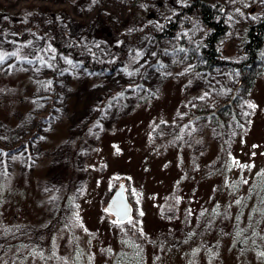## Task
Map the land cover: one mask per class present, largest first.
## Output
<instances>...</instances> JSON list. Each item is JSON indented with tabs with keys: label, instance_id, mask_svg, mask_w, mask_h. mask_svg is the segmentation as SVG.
Returning a JSON list of instances; mask_svg holds the SVG:
<instances>
[{
	"label": "rangeland",
	"instance_id": "374dc122",
	"mask_svg": "<svg viewBox=\"0 0 264 264\" xmlns=\"http://www.w3.org/2000/svg\"><path fill=\"white\" fill-rule=\"evenodd\" d=\"M215 1L228 24L221 58L237 61L264 0ZM186 2L0 0L10 14L0 21V224L21 228L8 245L34 239L41 253L0 247V264H108L126 238L138 264H264V214L250 213L260 207L249 193L264 174V75L240 124L187 116L195 101L229 96L240 74L197 73L196 58L155 37ZM188 23L183 35L201 44L206 30ZM85 58L108 66L93 72ZM121 181L134 218L115 224L106 206Z\"/></svg>",
	"mask_w": 264,
	"mask_h": 264
},
{
	"label": "trees",
	"instance_id": "16d2710c",
	"mask_svg": "<svg viewBox=\"0 0 264 264\" xmlns=\"http://www.w3.org/2000/svg\"><path fill=\"white\" fill-rule=\"evenodd\" d=\"M9 16L10 14L6 12L3 7H0V21L5 20L6 18L8 19ZM138 16L142 17L140 14H138ZM37 17V12H33V18ZM183 18H185L186 21L181 22ZM188 20L199 22L206 30V34L203 36L201 44L197 45L192 41L191 38L183 35L182 32L189 25ZM15 24L17 26L19 25V23ZM163 26L165 27H161L159 32L157 31L158 29H156L152 33L157 39L165 38L168 40H173L177 45L172 53H175L178 59L190 61L196 58L194 62H196V60L199 62L194 67L197 73H210L219 67L230 66L231 69L240 74L239 84L231 91L229 96L225 97L224 95L211 94L209 98L207 97L195 101L194 106L188 109L186 115H191V119L193 118V120L208 119V121L217 128H220L223 123L235 125L240 124L242 114L240 110L241 105L250 96L259 78L264 75V8L261 13V18L254 25L248 27L247 31L244 33L241 44V50L243 51L242 56L239 58V60L234 62L225 61L221 58L219 45L227 35L228 24L224 14V8L219 4L218 1L187 0L186 4L181 7L173 16V18L169 19ZM56 41L57 42L53 43L56 49L58 48L59 51L64 53L66 57L71 58L72 61H80V53L75 51L73 48L69 49L67 47H61L59 43V37L56 38ZM84 65L90 68V70L93 72L103 70L108 66L106 63H103L100 66H95L94 64L89 66L87 58H85ZM221 170L225 175L226 171L228 170L227 166L221 168ZM236 190H238V188ZM249 193L251 196L256 195L255 201L257 203L254 205V207H260L259 210L250 213L255 214L259 212L257 217L261 219V214H264V174L256 176L254 184L251 186ZM1 202L2 201L0 199V203ZM244 208L245 206L243 209ZM217 212V208L213 209L211 215L217 214ZM113 227L119 226L113 225ZM235 229L237 236L239 237L240 234L246 230V228H243L241 225L235 227ZM8 233H10L13 238H20L21 228L19 226L18 228H14L11 224L5 229L3 228V225H1L0 247L2 248L3 254L13 246L11 244L8 245L6 241L4 242V239H6L5 236ZM33 233H35V231ZM122 243L124 251H119L114 256L112 251H110L106 256V263L138 264L137 258H135V256L138 255V253H135L138 252V250H136V244L132 242L130 244L127 241V238L124 239V242ZM15 246L19 248L21 254L22 248L24 246L28 247L32 256L37 253L33 252L37 247L34 239H29V241L26 239L22 241L19 240L15 242L13 247ZM128 247H132L129 252L126 251ZM37 254L41 253L39 252Z\"/></svg>",
	"mask_w": 264,
	"mask_h": 264
},
{
	"label": "water",
	"instance_id": "95a60500",
	"mask_svg": "<svg viewBox=\"0 0 264 264\" xmlns=\"http://www.w3.org/2000/svg\"><path fill=\"white\" fill-rule=\"evenodd\" d=\"M125 210L126 213H125ZM106 212L112 216V222L115 224H125L134 218V207L131 204L128 195L127 187L124 181H121L119 186L114 190L107 206Z\"/></svg>",
	"mask_w": 264,
	"mask_h": 264
},
{
	"label": "snow or ice",
	"instance_id": "6c2138e0",
	"mask_svg": "<svg viewBox=\"0 0 264 264\" xmlns=\"http://www.w3.org/2000/svg\"><path fill=\"white\" fill-rule=\"evenodd\" d=\"M2 60H3V57H0V61H2ZM250 107H252V106L250 105ZM245 167H247V166H245ZM245 183H247V181H245ZM237 203H239V201H237ZM126 211L127 210H125V213H126ZM77 219H78V217H77ZM117 222H122V221H114V223H117ZM262 255H264V254H262Z\"/></svg>",
	"mask_w": 264,
	"mask_h": 264
}]
</instances>
